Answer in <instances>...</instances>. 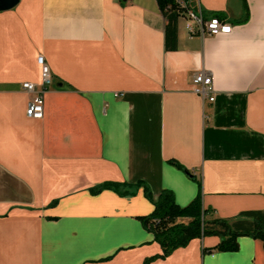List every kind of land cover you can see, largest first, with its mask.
<instances>
[{"label": "crops", "instance_id": "crops-1", "mask_svg": "<svg viewBox=\"0 0 264 264\" xmlns=\"http://www.w3.org/2000/svg\"><path fill=\"white\" fill-rule=\"evenodd\" d=\"M193 1L232 31L191 36L179 15L167 48L157 0L0 10V264H264L247 235L236 251L208 235L162 257L141 219L145 186L182 207L200 196L209 218L264 215V0ZM40 55L52 83L33 119L23 84L41 83ZM199 70L213 102L193 91ZM104 184L121 187L93 191Z\"/></svg>", "mask_w": 264, "mask_h": 264}, {"label": "trees", "instance_id": "trees-1", "mask_svg": "<svg viewBox=\"0 0 264 264\" xmlns=\"http://www.w3.org/2000/svg\"><path fill=\"white\" fill-rule=\"evenodd\" d=\"M157 2L168 20L166 47L175 48L179 17L177 1L157 0ZM126 186H131V184ZM119 187H121L119 184H104L93 191L96 193L103 188L119 190ZM145 195L154 204V210L150 215L141 217V219L145 227L154 233L155 241L161 245L162 257L178 247L187 245L194 238L208 235H218L221 238L220 243L214 247L218 251L238 250V238L242 235L260 239L264 246V215L259 211L247 212L246 216L252 218L251 221L209 218V211L203 208L200 196L182 207L177 204L173 192L167 189L155 197L149 187L145 186ZM149 261L146 260L144 264H148Z\"/></svg>", "mask_w": 264, "mask_h": 264}, {"label": "built area", "instance_id": "built-area-1", "mask_svg": "<svg viewBox=\"0 0 264 264\" xmlns=\"http://www.w3.org/2000/svg\"><path fill=\"white\" fill-rule=\"evenodd\" d=\"M179 15L186 18V28L191 36L226 34L232 31V26L218 16H207L205 11L193 0H176ZM41 67V83L25 82L23 89L32 94L26 110L27 116L33 119H42L45 109V93L52 83L51 68L43 55L38 57ZM193 91L203 100H215L213 76L206 70H199L193 76Z\"/></svg>", "mask_w": 264, "mask_h": 264}, {"label": "water", "instance_id": "water-1", "mask_svg": "<svg viewBox=\"0 0 264 264\" xmlns=\"http://www.w3.org/2000/svg\"><path fill=\"white\" fill-rule=\"evenodd\" d=\"M17 2L18 0H0V10L12 8Z\"/></svg>", "mask_w": 264, "mask_h": 264}]
</instances>
